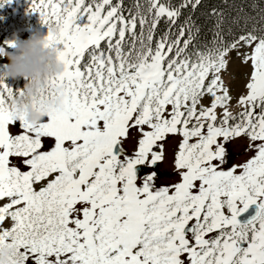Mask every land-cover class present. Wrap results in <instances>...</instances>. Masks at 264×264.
<instances>
[{"label":"snow or ice","instance_id":"6c2138e0","mask_svg":"<svg viewBox=\"0 0 264 264\" xmlns=\"http://www.w3.org/2000/svg\"><path fill=\"white\" fill-rule=\"evenodd\" d=\"M202 7L31 0L63 71L33 100L38 124L0 79L9 264H264V6L211 7L210 38ZM233 59L248 69L235 98L222 80ZM238 139L251 155L230 164Z\"/></svg>","mask_w":264,"mask_h":264},{"label":"rangeland","instance_id":"374dc122","mask_svg":"<svg viewBox=\"0 0 264 264\" xmlns=\"http://www.w3.org/2000/svg\"><path fill=\"white\" fill-rule=\"evenodd\" d=\"M31 0H0V44L8 47L9 51L13 46L33 33L47 36L48 28L44 25L38 13L31 10ZM12 45V46H9ZM7 64L6 59H0V71ZM248 69L242 67L235 59L229 61L222 74V80L226 87L230 89L231 95L235 98L241 91ZM3 83L13 92L22 91L27 81L24 78L5 79ZM235 99L233 106H235ZM232 110V109H231ZM233 111H235L233 109ZM247 143L245 140H236L226 144L229 163L242 162L249 158L250 152L246 151ZM173 167V151L171 146H166L165 158L158 163L157 172L162 179L168 176L170 179ZM158 184L161 181H157Z\"/></svg>","mask_w":264,"mask_h":264},{"label":"clouds","instance_id":"9594fccd","mask_svg":"<svg viewBox=\"0 0 264 264\" xmlns=\"http://www.w3.org/2000/svg\"><path fill=\"white\" fill-rule=\"evenodd\" d=\"M46 43V36L33 33L28 39L16 43L12 51L0 44V59L7 60V64L0 71V79L22 77L27 81L21 93L11 103L14 112L22 116L28 124H38L45 118V113L33 106V100L52 77L63 71L57 52L52 47H46ZM48 103L51 106L58 103V100ZM12 253V248L0 247V264H9Z\"/></svg>","mask_w":264,"mask_h":264},{"label":"trees","instance_id":"16d2710c","mask_svg":"<svg viewBox=\"0 0 264 264\" xmlns=\"http://www.w3.org/2000/svg\"><path fill=\"white\" fill-rule=\"evenodd\" d=\"M131 2H134V0H126V4ZM256 2L264 6V0H256ZM252 3L253 0H202L203 7L197 12V16L199 17L198 22L204 27L205 34H207L208 38H210L208 29L211 28L213 21L211 19H207L205 17V13L210 10L211 7L216 6L223 8L226 14L235 16L236 9L242 6L247 13L255 15V12H253L251 8Z\"/></svg>","mask_w":264,"mask_h":264},{"label":"water","instance_id":"95a60500","mask_svg":"<svg viewBox=\"0 0 264 264\" xmlns=\"http://www.w3.org/2000/svg\"><path fill=\"white\" fill-rule=\"evenodd\" d=\"M157 167H158V164H157ZM255 212V208L254 206H251L244 214L243 216L241 217V219H246L248 217H250L251 215H253Z\"/></svg>","mask_w":264,"mask_h":264},{"label":"bare ground","instance_id":"6f19581e","mask_svg":"<svg viewBox=\"0 0 264 264\" xmlns=\"http://www.w3.org/2000/svg\"><path fill=\"white\" fill-rule=\"evenodd\" d=\"M237 105H235V106H233V108H232V110L234 109V110H237Z\"/></svg>","mask_w":264,"mask_h":264}]
</instances>
